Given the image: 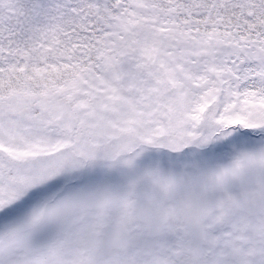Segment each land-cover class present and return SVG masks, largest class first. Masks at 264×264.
<instances>
[{"label": "snow or ice", "instance_id": "snow-or-ice-1", "mask_svg": "<svg viewBox=\"0 0 264 264\" xmlns=\"http://www.w3.org/2000/svg\"><path fill=\"white\" fill-rule=\"evenodd\" d=\"M0 264H264V0H0Z\"/></svg>", "mask_w": 264, "mask_h": 264}]
</instances>
